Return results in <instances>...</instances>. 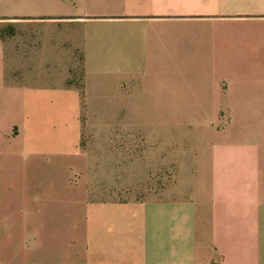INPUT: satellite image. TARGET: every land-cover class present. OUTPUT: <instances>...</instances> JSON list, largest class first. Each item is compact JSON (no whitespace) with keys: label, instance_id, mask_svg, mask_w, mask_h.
Masks as SVG:
<instances>
[{"label":"crops","instance_id":"obj_1","mask_svg":"<svg viewBox=\"0 0 264 264\" xmlns=\"http://www.w3.org/2000/svg\"><path fill=\"white\" fill-rule=\"evenodd\" d=\"M83 105L184 107L167 151L145 153L146 169L175 171L161 198L91 197ZM126 114L114 160L135 170ZM68 160L84 174L81 220L43 245L57 200L24 205L22 189L16 209L7 170L26 185L42 161ZM0 207L23 219L0 240L16 264H264V0H0Z\"/></svg>","mask_w":264,"mask_h":264},{"label":"rangeland","instance_id":"obj_2","mask_svg":"<svg viewBox=\"0 0 264 264\" xmlns=\"http://www.w3.org/2000/svg\"><path fill=\"white\" fill-rule=\"evenodd\" d=\"M72 77L73 81L71 83L81 88V70L78 60L76 61ZM159 77H152L145 82L138 81V83L151 84L152 82V84L160 85L161 79H157ZM125 108L128 118L131 117L133 119V116H135L137 119L139 138H137V146L133 155H136L138 168L135 170L118 169L114 160L115 138L113 132L119 129L120 120L122 128H127L124 121ZM183 113H185L184 107L172 106L139 105L115 107L113 105H83L81 121L84 137L81 138L80 149L88 152L87 156L91 159L90 162H93V165H90L91 169L87 185V190L90 192L91 197L98 198L106 194V196L119 200L137 199L142 201L161 198L163 192L172 185L175 171L172 168L146 169L147 163L145 162H147V158L145 153L147 150H154L159 153L167 151L168 132L179 129L180 122L183 121H178L180 115L183 116ZM203 114H201V110L196 111V118L201 117ZM222 114L221 118L224 119L226 115ZM98 133L101 135H98ZM141 135L143 137L146 135L145 139H141ZM78 159L80 161L81 154H79ZM55 163L42 161L38 168L28 171L30 174L29 179L33 181L26 185L23 183L24 171L18 168L7 170L8 184H5V188L11 197L10 205H15L16 209L18 205L16 197L18 198L19 194H23L21 192L22 189L25 190L24 194L26 195V198H23L24 203L22 204L24 205L29 203V200L26 199L31 200L34 196L43 199L53 197L57 200L51 204V209L50 202L46 204L47 206H43V210L46 212L41 217L43 225L41 241L43 245H50L56 238L59 239V243L64 242V234L60 233V231L63 228L69 229L74 225H78L81 220L77 213L79 207L76 205L80 203L79 201L84 196L82 194L84 193L82 191L84 188V174L82 175L83 172L81 170H71L69 167L70 160L59 162L57 166ZM98 163H104V167L99 169ZM100 183L104 186H101ZM24 185L25 187H23ZM20 220L23 221V219L17 217V214L11 218L0 217V240L1 238L6 239L8 236L11 237L12 229L17 227ZM38 221L39 219H37V223ZM7 229H9L10 234L8 232L2 233L7 231ZM18 256L17 250L0 249V264L4 260V264H8L9 259V263L16 264L17 261L14 257L19 258Z\"/></svg>","mask_w":264,"mask_h":264}]
</instances>
